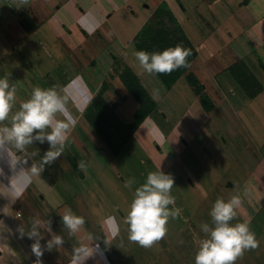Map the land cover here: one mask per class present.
Returning a JSON list of instances; mask_svg holds the SVG:
<instances>
[{
    "label": "crops",
    "instance_id": "0c3cea01",
    "mask_svg": "<svg viewBox=\"0 0 264 264\" xmlns=\"http://www.w3.org/2000/svg\"><path fill=\"white\" fill-rule=\"evenodd\" d=\"M160 5L196 52L170 89L157 74L144 72L134 55V38ZM127 70L155 104L133 131L140 103L121 80ZM187 75L202 86L211 110L203 108ZM0 77L17 87L15 104L0 127L10 126L12 114L37 86H55L66 98L57 117L74 122L64 151L41 177L32 176L30 168L41 162L47 142L23 149L0 145V264H36L37 259L41 264H132L127 241L117 242L127 226L123 208L129 206L126 197L116 198L119 192L133 194L130 181L143 184L161 167L166 173L181 171L193 185L198 181L187 164L203 148L227 166L251 146L264 148V0H0ZM99 94L111 109L107 126L117 152L87 120ZM228 94L244 105L237 109ZM228 114L237 120L230 126L223 121ZM233 125L239 133L229 130ZM236 138L244 143L241 148ZM116 165L124 176L117 174L111 197L103 180H111ZM233 195L242 199L241 221L250 222L256 239L264 241L263 158ZM66 206L85 219L75 234L62 221ZM33 226L40 233V257L27 235ZM53 235L64 243L49 250L46 241ZM81 245L91 252L78 259L75 249Z\"/></svg>",
    "mask_w": 264,
    "mask_h": 264
},
{
    "label": "clouds",
    "instance_id": "9594fccd",
    "mask_svg": "<svg viewBox=\"0 0 264 264\" xmlns=\"http://www.w3.org/2000/svg\"><path fill=\"white\" fill-rule=\"evenodd\" d=\"M139 65L148 74L171 73L173 70L186 66V58L190 50L176 45L162 51L149 52L137 50L134 53ZM17 87L10 83L7 77H0V122L8 119L16 101ZM66 98L62 96L55 86L32 90L29 99L20 104V108L11 116V124L0 127V145L13 144L17 149L25 145L47 142L49 148L44 152L39 164H33L30 174L41 177L45 166L52 164L64 151L66 142L74 122L59 119L57 114H63ZM50 129V131H45ZM134 181H130L132 183ZM174 177L161 170L149 172L145 182L135 189V195L130 205L126 221L128 224L129 239L138 242L143 247H150L155 241L160 240L167 233L169 218H176L181 214V209L175 207V197L172 195ZM19 195V193H16ZM55 203H59L56 201ZM172 207H169V206ZM242 205L240 195H233L225 200L217 198L210 210L212 224L202 223V232L205 238L199 242L195 255V264H235L246 249L258 246L255 233L250 228V222L243 221L231 223L237 216V209ZM4 212V207L0 208ZM64 226L71 234L80 231L85 219L76 215L70 207H65L62 217ZM39 223L38 221L34 222ZM51 230V220L48 222ZM28 237L34 238L31 245L37 257L42 255L40 233L35 226ZM64 239L60 235H53L46 241V248L60 246ZM77 258L89 256L91 250L81 245L75 249ZM36 264H41L37 259Z\"/></svg>",
    "mask_w": 264,
    "mask_h": 264
},
{
    "label": "rangeland",
    "instance_id": "374dc122",
    "mask_svg": "<svg viewBox=\"0 0 264 264\" xmlns=\"http://www.w3.org/2000/svg\"><path fill=\"white\" fill-rule=\"evenodd\" d=\"M146 51H162L168 47H175L181 45L187 48L182 36L173 24L166 19L162 14H159L152 20L150 25V41L149 44H143ZM188 49V48H187ZM189 56L186 58L188 60ZM176 70V69H175ZM166 73L171 75L175 72ZM230 98V103L235 105L237 109H240L244 104H237V97H233L231 94L227 95ZM146 101H148L146 99ZM93 109L96 111L92 113L93 120L100 128L105 130L107 122L113 121L111 115V109L101 101H97L93 105ZM242 110H245L242 108ZM248 112L249 110H245ZM104 117H103V115ZM223 117V121H227L228 126L232 125L235 118ZM104 119L106 121H104ZM243 119L242 117L240 118ZM225 123V125L227 126ZM236 124V123H235ZM255 131H260L261 126H252ZM240 127H231L234 134L239 133ZM106 131V130H105ZM238 137V136H237ZM236 143L241 148L243 142L236 138ZM248 147V146H247ZM243 150L238 160L231 166H227L220 159L218 154L215 155L212 152L210 157L208 155V148L202 149L200 153L195 157L193 156L187 166L189 170L197 179V183L192 185L189 178L184 177V173L181 171L175 172L173 169L170 174L174 177V185L171 190L172 195L175 197V207L181 209V214L176 218H169L167 222V233L160 240L155 241L150 247H143L138 242L129 239L128 224L122 231L118 238V243L127 241L129 245L128 251L133 256L132 264H195V255L199 247L201 239L205 238L206 234L202 232L200 225L202 223L212 224V218L209 215L211 208L217 198L230 199L234 192L237 191L239 183L243 180L251 168L259 159H264V148L261 149L251 146ZM110 172L111 180L107 177L104 182V187L107 192L113 196L115 191L113 185L114 180L118 173H121V168L117 165L112 167ZM123 172V171H122ZM137 173V171H133ZM120 176H124L122 173ZM105 178V177H104ZM122 179V177H119ZM141 184L138 180L133 182V194L127 195L125 192H119L117 194V200L121 201L122 197L128 199L129 210L123 208V212L130 211V205L135 195V189ZM127 192V190H126ZM130 193V191H129ZM104 194V193H103ZM106 198V194H105ZM169 207H172L171 205ZM262 220V219H261ZM242 222L237 215L231 223ZM257 222L254 223L253 228L257 226ZM264 238V236H263ZM258 246L255 248L246 249L243 254L237 258L235 264H264V241L262 239L257 240ZM136 260V261H135Z\"/></svg>",
    "mask_w": 264,
    "mask_h": 264
},
{
    "label": "trees",
    "instance_id": "16d2710c",
    "mask_svg": "<svg viewBox=\"0 0 264 264\" xmlns=\"http://www.w3.org/2000/svg\"><path fill=\"white\" fill-rule=\"evenodd\" d=\"M159 14L164 15L166 19L169 20L173 24V26L178 30V32L182 36L183 41L185 42L187 48L190 50V55L187 60L186 66H182L176 69L175 72L171 75H168L166 73L157 74L160 80L165 85V88L170 89L172 85L175 83V81L187 72L188 66L191 63V61L194 59L196 52L194 48L187 42L186 38L182 35L181 29L179 28L171 12L167 9L165 5H160L157 8L156 12L153 14V17L144 25L142 30L134 38L133 42L137 50H141V49L146 50L143 44H149L150 25L152 23V20L156 18ZM121 80L125 84V86L130 90V92L133 94L135 99L140 103V108L137 111V114L135 116V122L130 127V131H133L135 128L138 127V125L145 118V116L154 108L155 104L147 98L146 93L142 90L135 76L130 71L128 70L124 71L121 74ZM187 81L193 87V89L195 90V93L199 96L201 103L203 105V108L208 111L211 110L212 108L211 103L208 100L207 96L203 93L202 86H200L198 82L196 81V79L192 77L191 75H187ZM146 99L148 101H146ZM97 101H101L103 105L105 104V102L101 98V94L97 96V98L94 101V104ZM105 106L107 105L105 104ZM92 113L93 112H92V107H91L87 115V120L89 124L91 125L93 130L97 133V135L109 147V149L112 152H117V148L111 139V135L108 132V127H105V130H106L105 131L104 129L100 128L97 124H95L93 117H92Z\"/></svg>",
    "mask_w": 264,
    "mask_h": 264
}]
</instances>
